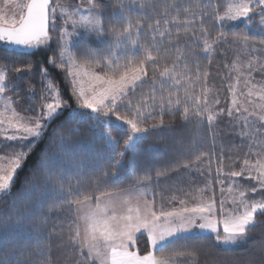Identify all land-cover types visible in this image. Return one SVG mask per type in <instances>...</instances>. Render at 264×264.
<instances>
[{
    "label": "snow or ice",
    "instance_id": "6c2138e0",
    "mask_svg": "<svg viewBox=\"0 0 264 264\" xmlns=\"http://www.w3.org/2000/svg\"><path fill=\"white\" fill-rule=\"evenodd\" d=\"M110 2L113 11L107 32L103 0H79L76 5L60 0H4L0 8V48H51L59 31L47 65L64 73L78 108L91 113L71 108L64 89L43 62L39 70L40 105L28 110L34 115L21 113L13 106L11 95H2L15 88L6 76L9 71L16 73L17 79L27 74L25 91L34 100L31 76L36 65L26 62L16 66L0 58V200L13 197L19 171L51 128L36 167L23 181L26 187L12 198L11 211L0 212V239L27 232L33 250L27 252L28 241L12 243L0 255V264H59L52 256L54 238L57 247L78 249L84 264H183L178 260L183 257L189 258L186 264H198L196 250H175L170 255L164 250L177 238L199 229L211 233L216 243L230 252L247 242L249 233L264 223L260 219L264 217V83L254 82L252 75L260 72L264 78V0ZM134 9L135 20L131 15ZM149 12L155 16L145 24ZM58 20L62 23L59 29ZM238 24L243 25L242 30ZM77 29L97 37L107 35V47L103 51L89 49L78 58L71 50V38L80 37ZM229 51L235 56L231 64L223 66L233 81L226 85L230 103L226 109L217 108L221 103L218 90L209 84L208 66L202 68L200 61L206 59L211 65L218 52L227 56ZM241 82L246 91L238 89ZM14 94L18 95V90ZM177 112L183 122L193 123L196 129L192 142L182 147V154L190 156L173 167L158 169L156 183L182 167L201 175L207 171L204 186H190L187 191L181 187L170 196L153 191L149 200L147 188L152 177L146 172L127 188H120L127 152L151 132L165 127V113L175 116ZM225 116L226 130L240 128L237 135L241 143L232 147L248 148L239 170L233 167L239 156L229 153L226 157L223 145L219 155L215 151L219 120ZM86 120L102 127L107 161L101 164L105 153L98 152L92 166H81L73 177L71 170L58 168L57 161L59 154L67 151L66 141L78 132L77 125ZM205 122L206 132L201 131ZM114 128L126 132L123 146L113 135ZM209 139L211 152L200 147ZM226 159L230 163L226 164ZM238 178L249 183L241 184ZM215 186H219V200ZM180 195L184 198L178 199ZM19 199L28 201L23 211L16 207ZM177 200L179 207H165V201L171 205ZM33 205L38 212L29 210ZM59 212L66 214L64 220H54L52 213ZM145 234L150 249L141 255L131 249ZM259 248L264 250V241ZM247 264L256 261L250 258Z\"/></svg>",
    "mask_w": 264,
    "mask_h": 264
},
{
    "label": "trees",
    "instance_id": "16d2710c",
    "mask_svg": "<svg viewBox=\"0 0 264 264\" xmlns=\"http://www.w3.org/2000/svg\"><path fill=\"white\" fill-rule=\"evenodd\" d=\"M70 1L75 2V0ZM103 3L106 5V7L103 9V16L105 32H107L109 27L108 17L113 10V5L110 0H103ZM131 15L133 20H135L137 18V10L134 9ZM154 16V13H147L143 22L145 24L150 22ZM236 27L242 30L243 25L238 24ZM107 40V35H105L101 40H98L92 36L88 38L86 42L89 47L102 50L106 47ZM49 56L50 53L44 51L29 54L22 53L20 50L0 48V58L7 60L10 64H15L16 66H21L26 62H34L36 65L35 68L40 70V65L43 62L51 75L58 80L61 88L64 89V97L70 101L71 108H75L74 101L69 94V89L65 84V80L59 74L54 75V70L51 69L49 65H47V59ZM223 58L224 56L220 55L218 52L211 65H208V61L206 59L200 61V64L202 68L207 65L210 74H215L216 72L218 73L219 71L223 70L221 65ZM8 75L10 74H7V76ZM19 107L20 112H24L23 102L20 103ZM66 115L67 112L65 113V116ZM163 119L165 121V127L151 132L144 139H141L138 143H136L134 148L127 152L123 161V171L121 174V182L119 184L120 188H127L130 184L135 183L137 176H143L146 172H148L152 177V182L150 185L153 184L154 187L156 185L159 189L162 187L160 191H162L164 195L168 194L170 196L172 191L175 190L173 188L169 189L171 186H173L171 183L173 178L170 176L175 174L177 171L170 172L168 177H160L159 183H156L157 170L165 167H173L181 162L184 156H190L189 153L182 154V147L183 145H188L192 142V134L196 131V129L193 123H185L181 120L180 112H177L175 116L165 113ZM155 122L156 121H150L149 123ZM55 123H59V120L54 122L53 127H55ZM146 126L148 125L146 124ZM77 127L78 132L74 133L66 141L67 151L61 152L59 154L60 158L57 161L58 168L68 170L71 168L73 177L81 166L85 168L91 167L98 152L102 151L105 153V159L100 161V163L106 164L108 154V149L104 147L102 127L97 126L96 122L92 120H86L85 122L78 124ZM206 129L207 124L205 123V128L201 131L206 132ZM99 132H101V134H99ZM50 134L51 128L49 129V133L45 136L44 140H42L36 146L35 150L30 154L27 162L23 166V169L19 171V174L16 177V183L12 188L13 197H17L22 192V188L26 187V185H23V181L30 175L31 170L36 167L42 151L48 144V136ZM113 135L119 139L121 146H123V142L127 138L126 132L122 133L114 128ZM200 147L209 152L213 150L210 139L202 143ZM48 150L51 151L52 149L49 148ZM216 150H218V144L215 145V151ZM182 169L183 168L181 167L178 169V171ZM163 179L170 182L168 183V186L157 185L161 184V180ZM41 183H43L42 179ZM163 187H166V189ZM13 197H10V201L8 202L9 204ZM9 204L7 207L2 208L4 210L3 213L11 211ZM26 204H28L27 200L19 199L17 201L16 207L17 209L23 211ZM173 204H175V202H173L172 205ZM29 210L36 212L39 211L35 205L31 206ZM44 213H47V204L44 205ZM52 216L54 220L56 217H59L60 220H64L66 214L64 212H59L52 213ZM260 219L264 220V217H260ZM48 227L50 228L51 224ZM25 241L29 242L27 252H31L33 250L31 246L33 241L27 232L18 233L6 239H0V255H3L10 244H24ZM261 241H264V223L260 224L253 232L249 233V239L247 242L235 246L230 252H225L222 246L218 245L215 241V238L211 235L189 234L187 236L177 238L174 244L169 245V247L164 250V254L170 255L175 250H196L199 253L198 264H247V261L250 258L254 259L256 264H264V250L259 248ZM52 243V256L54 259L58 258L59 264H68L71 261L70 259L76 255L78 256V249L76 251H72L71 248L57 247L55 238L53 239ZM136 246L137 250H139V254L141 255L146 254V252L149 250L144 236L140 237L136 243ZM157 255H159V253ZM62 259L64 260L63 262ZM188 259L189 258L187 257L178 258V260L184 264Z\"/></svg>",
    "mask_w": 264,
    "mask_h": 264
},
{
    "label": "rangeland",
    "instance_id": "374dc122",
    "mask_svg": "<svg viewBox=\"0 0 264 264\" xmlns=\"http://www.w3.org/2000/svg\"><path fill=\"white\" fill-rule=\"evenodd\" d=\"M24 2H27V0H24ZM53 2H55V0H53ZM60 2L68 4V5H76V4L79 3V0H75V2H72L70 0H60ZM3 5H4V0H0V8H3ZM83 6L84 5H81V7H83ZM11 12H12V9L9 8L8 9V14L11 15ZM61 26H62V23H61V21L58 20L57 21V28L59 29V27H61ZM67 29H68L69 32H71L72 31V26L69 24L67 26ZM77 31L80 33V37L77 38V37L74 36V37L71 38V40H72V42L74 44V46L72 47L71 50H72L73 54L75 56H77L78 58L79 57H83L87 53V51L89 49H93V50H97V51H103L107 47V45H106V47L103 48L102 50L94 49V48L89 47L87 45V42H86L88 40V38L93 36L96 39L101 40V39H103V37H97L95 34L86 33V32H84L83 29H77ZM58 36H59V31H57L55 33V37H58ZM55 37H54V39L51 42V48L39 47V48H35V49H21L20 51L22 53H29V54L30 53H34V52L44 51V52L50 53V56H51L52 53H53V50L56 49ZM234 56H235V52L229 51L227 56H224L222 64H221L222 67H223V70L219 71L218 73L216 72L215 74H212V73L210 74L211 76H210V79H209V84L213 85L214 88L216 90H218L219 99L221 101V103L219 105H217V108H225L226 109L229 106V103H230V95L228 93L226 85H227V83L233 82V81L230 80L229 75H228V70L225 69L223 65H224L225 62L231 64V61H232ZM49 67L54 70V75L55 74H59L62 77H64V73L61 72L59 69H56L55 67H53L51 65H49ZM97 71H99V69H97ZM34 72H35V74L31 76V81H32V83H33V85L35 87V97L36 98L34 100L33 99H29V93L27 91H25L26 86H27V81L29 79L28 75L25 74L20 79H17L16 78L17 74L14 73V72H11V71H9L7 73V74H10V75L6 76V81L9 84L14 83L15 84V88L12 91H10V92H5V93L2 94L4 97L10 96V95L12 96L13 101H15L13 106L15 108H17V110H19V108H20L19 107L20 103L23 102V106H24L23 111L24 112H21V113L32 114V115H34L35 113H30L28 110L30 108H38L39 107V105H40L41 87H42L41 86V79H40V75H39V69L35 68ZM231 75L235 76L236 73L233 72ZM252 75H253L254 82H256V83H264V78L261 77V73L260 72H254ZM65 84L67 85V87L69 89V85L66 82H65ZM238 89L240 91H246V89L244 88V85H243L242 82H241L240 85H238ZM17 90H18L19 94L15 95L14 93ZM71 97H72V99L74 101L75 108H77L79 111L88 112V114L91 115L90 110L79 109L78 105H77V102H76V98L74 96H71ZM2 108H3V101L0 100V109H2ZM100 118L104 119V117H100ZM110 119H112L114 121L115 117H110ZM226 123H227V117L226 116H225V118L222 117L219 120V133H220V135H219V137H217V143L216 144H218V150H216V152L219 155L220 148L223 145L224 148H225V156L226 157L229 155V153H231L234 158L239 156L240 159L237 160V162L233 165V167L236 170H239V167H240V165L243 162V154L248 151V148H247V146H245L243 148H239V147L233 148L232 147L233 143L236 144V145H239L241 143V138H240L239 135H237V133L240 131V128H236L234 131H228L225 128ZM126 127L127 126H125V128ZM99 134H101V132H99ZM244 142H245V145H246L247 144V138H245ZM253 159H255V157H253ZM225 163L228 164V163H230V161H228L226 159ZM206 167L207 166H205V168ZM70 170H71V168H70ZM207 175H208L207 171L204 172V175H201L199 171L193 170L191 172H188L187 170L182 169V170L177 171L175 174L170 176L171 178H173L172 182H171L173 184V186H171L169 189H172V188L173 189H178V188L182 187V188H184L185 191H187L190 186L199 185L200 187H203L204 186V181H205V178L207 177ZM214 176H215V169H214V166H213V177ZM238 179H240L241 184L249 183L248 181H244L242 178H238ZM161 181H162V183L161 184H157L158 186H164V185L168 186V183H170L168 180L166 181L165 179H163ZM161 188L162 187H160V189H159L156 185L154 187L153 184L150 185L147 188V197L146 198L151 200L152 199L153 190L160 191ZM163 188L166 189V187H163ZM215 193H216V199L219 200V198H220L219 186H215ZM209 194H211V193H209ZM249 195H252V194L249 193ZM165 196H169V195L166 194ZM179 198H184V197L180 196V197H178V199ZM257 198H259V194H257ZM189 200H190V198H189ZM9 201H10V197H6L3 200H0V212H4V210L2 208L7 207L8 204H9L8 203ZM156 201H157V204L159 205V203H160V197L159 196L156 197ZM174 202H175V204L169 205L167 203V201H165V207H168V208H171V206L172 207H179L178 200L174 201ZM221 231H222V226H221ZM189 234H207V235L213 236L211 233H201V231L199 229H193L192 232L186 233L183 236H187ZM137 235L139 236L140 234H137ZM143 236H144V239L146 240V243H147V245H148V247L150 249V246H149V244L147 242L146 234L143 235ZM131 250H133V251L137 250L136 244ZM86 254H87V250L85 249V256H86ZM70 260L71 261L68 264H76L77 260H80L81 264H84L83 258L80 256V253H78V256L76 255L75 257H73ZM63 261L64 260L62 259V262Z\"/></svg>",
    "mask_w": 264,
    "mask_h": 264
},
{
    "label": "water",
    "instance_id": "95a60500",
    "mask_svg": "<svg viewBox=\"0 0 264 264\" xmlns=\"http://www.w3.org/2000/svg\"><path fill=\"white\" fill-rule=\"evenodd\" d=\"M12 50H21L20 48H17V49H12Z\"/></svg>",
    "mask_w": 264,
    "mask_h": 264
}]
</instances>
